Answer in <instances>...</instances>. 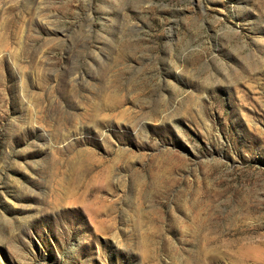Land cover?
I'll list each match as a JSON object with an SVG mask.
<instances>
[{
    "label": "rangeland",
    "instance_id": "obj_1",
    "mask_svg": "<svg viewBox=\"0 0 264 264\" xmlns=\"http://www.w3.org/2000/svg\"><path fill=\"white\" fill-rule=\"evenodd\" d=\"M0 264H264V0H0Z\"/></svg>",
    "mask_w": 264,
    "mask_h": 264
}]
</instances>
